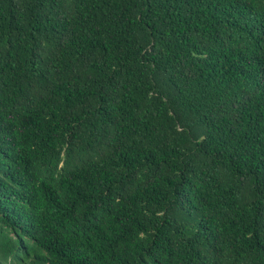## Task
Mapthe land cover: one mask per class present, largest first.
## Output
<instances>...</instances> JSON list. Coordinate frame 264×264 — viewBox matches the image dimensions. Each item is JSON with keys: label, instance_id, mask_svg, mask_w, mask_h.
Here are the masks:
<instances>
[{"label": "trees", "instance_id": "obj_1", "mask_svg": "<svg viewBox=\"0 0 264 264\" xmlns=\"http://www.w3.org/2000/svg\"><path fill=\"white\" fill-rule=\"evenodd\" d=\"M0 264H264V0H0Z\"/></svg>", "mask_w": 264, "mask_h": 264}]
</instances>
